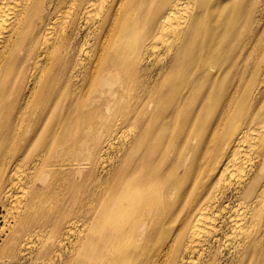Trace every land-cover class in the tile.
<instances>
[{
  "label": "bare ground",
  "instance_id": "6f19581e",
  "mask_svg": "<svg viewBox=\"0 0 264 264\" xmlns=\"http://www.w3.org/2000/svg\"><path fill=\"white\" fill-rule=\"evenodd\" d=\"M232 4L237 0H0V197L15 264H51L53 255L62 254L77 216L70 212L53 220L37 199V185L45 187V179L38 177L36 184L34 173L46 161L37 144L50 127L78 123L75 111L103 81L111 93L124 91L134 113V123L128 119L131 140L119 146L114 160L116 177L126 179L115 185L111 178L105 190L103 184L94 190L89 233L70 246L67 264L72 258L74 264H117L120 254L121 262L136 261L141 252L136 237L144 239L146 228L171 219L180 230L150 253L147 264H168L171 257L174 264L176 242L184 245L179 264H192L195 257L210 264L205 256L222 240H238L231 246L238 260L260 248L264 121L230 120L226 127L230 117L221 111L218 120L189 123L181 147L168 152L170 134L183 125L187 109L198 116V107L219 96L226 111L237 94V86L224 87L223 78L204 79L220 68L210 64L212 56L235 50L223 46V38L208 37L235 26L221 13ZM145 60L160 63L156 77L149 76ZM141 111L154 115L147 126L138 119ZM150 126L159 135L144 146L140 135ZM212 126L214 132L200 141L198 135ZM23 162L31 166L29 176L21 170ZM206 169L203 187L200 174ZM176 195L185 212L168 217ZM27 225L32 238L19 243L18 232Z\"/></svg>",
  "mask_w": 264,
  "mask_h": 264
},
{
  "label": "rangeland",
  "instance_id": "374dc122",
  "mask_svg": "<svg viewBox=\"0 0 264 264\" xmlns=\"http://www.w3.org/2000/svg\"><path fill=\"white\" fill-rule=\"evenodd\" d=\"M242 1L237 0L238 4L229 5L228 10L223 8L221 11L223 14H228L229 19L235 23V26L230 28L226 35V31L223 29L216 34L211 31L208 35L210 39L223 38V46L226 45L235 50L231 51L227 57L221 54L212 56L210 64L214 68L216 66L220 68L218 71L216 69L211 75L204 76V79L209 78L208 80L213 76L220 80L223 78L225 80L224 87L237 86V94L233 103L226 111L225 109L222 110L223 105L226 103L225 98L222 99L217 96L216 98L212 97L211 104L206 108L201 109L198 107L200 113L198 116H196L194 109H187L183 115L185 120L183 125L175 127L170 134L171 147L168 148V152H177L187 136L186 130L192 126V123L203 118L218 120L224 115L220 113L221 111L227 113L225 118L226 116L230 117L226 127H228L230 120L236 122L264 121V0ZM207 18L205 17V22L209 23L210 19ZM159 65V62L151 63L147 60L143 62V66L152 71V74L149 75L152 77H156ZM135 76H143V74L138 75L135 73ZM109 87L110 85L103 81L92 89L91 96L85 100L82 109L75 111L79 113L78 123H68L65 127H50L47 135L38 140V149L46 151V161L34 173L33 181L36 184L38 183V177L45 179V187L37 185V199L41 206L43 205L48 210L53 220L55 217L58 218L59 215L63 218L70 212H76L75 216H77V221L72 226L68 236L63 240L62 254L53 255L51 264H67L70 257H72L70 256V246L74 248L76 243L89 233L88 223L94 211V190L96 188L101 189L102 184L105 190L111 178H113L115 185L118 184L117 182L126 179L124 176L116 177L115 168L118 163L114 160L119 146L122 143L127 145L131 140L129 133L132 127L128 126V119L132 117L131 123H134V113L130 111L129 104L127 105V95L125 93L120 94L124 91L116 90L111 93ZM162 109L165 110L164 115L170 110L167 106L162 107ZM153 117L151 111H141L138 119H145L143 126H147ZM118 119H124L123 123L117 121ZM189 123L190 127H188ZM214 127L208 128L201 135L199 134V140L201 141L202 137L208 135L209 132H214L215 128H218L216 130V136H218L223 125ZM145 128L140 135L144 146L155 141V137L159 135L157 127ZM169 128L171 127H167V129ZM162 138L165 139L163 136ZM109 141L110 146H108ZM75 161L83 164V166H77ZM129 161L125 165V169L128 167ZM166 165L170 164L167 163ZM20 166L21 170L28 175L31 166L24 164V162ZM78 167H81V169H77ZM200 176L203 179V187L207 186V177L209 176L207 169ZM70 181L72 182L71 187L67 186ZM108 194L106 196L107 203L109 202ZM175 198V210L170 209L168 217L172 216L174 212L176 214L185 212V209H180L178 195ZM177 208H179V211H176ZM5 213L6 210L2 208V197H0V264H15V251L12 253V249L10 252V249L7 248L9 235H6L8 226L4 221ZM78 213L80 214L78 215ZM10 221L9 218L8 222ZM32 229L33 227L28 225L21 229L18 232L20 236H18L17 241L26 243L30 240ZM186 229L188 228L182 229L181 232L185 233ZM177 230H180V226L172 219L165 221L161 226H149L145 230L147 235L144 239L141 240L139 236L136 237L138 247L141 248L136 261L125 259L121 262L120 254L117 264L149 263L153 255L150 253L156 252L155 250H158L159 246L162 247L161 244H163V247L167 245ZM237 242V239H229L215 243L218 247L217 251L215 252L212 248L211 251L207 252L205 259L210 264H264V241L260 243V248L257 251L252 252L250 256L242 260H238L236 252L232 251L235 247L231 246H235ZM14 244L16 245V242ZM125 244L127 248V243ZM141 244L143 245L141 246ZM236 248L240 249L241 247L237 246ZM183 251V242H176L172 250V253L176 252L174 264H179V258L182 256ZM213 253L216 254L212 257ZM197 258H194L192 264H201L199 262L200 257ZM73 260L72 258V264H74ZM171 260L172 257L168 264H172ZM42 262L44 261L41 260L40 264Z\"/></svg>",
  "mask_w": 264,
  "mask_h": 264
}]
</instances>
